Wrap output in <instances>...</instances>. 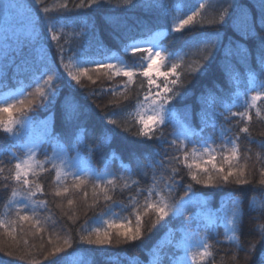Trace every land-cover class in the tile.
<instances>
[{
  "label": "trees",
  "instance_id": "obj_1",
  "mask_svg": "<svg viewBox=\"0 0 264 264\" xmlns=\"http://www.w3.org/2000/svg\"><path fill=\"white\" fill-rule=\"evenodd\" d=\"M4 2L14 3L18 7L11 12L0 10V106L5 102L13 104L21 98H25L26 101L32 100L36 106L27 111L29 119L23 127L18 124L15 126V131L20 134L19 138H9V134L0 130V168L3 169L0 171V220H3L6 225H9L12 220L17 221L16 231L11 235L4 227H0V264H50L52 257L48 259L45 257L56 245L57 237L62 241L66 235L71 234L78 241L77 232L83 234L82 228L87 227L91 230L97 226L92 223V219L105 209L106 203H111L104 200V193L100 189L104 188L105 182L113 177L117 178V185L114 189L107 186L109 189L107 194L127 207L116 206L113 207L112 212L117 218L124 217L131 220L134 226L135 217L130 214L133 209L130 198L135 196L140 204H143L147 189L152 185L153 174L155 173L156 177L163 175L164 179L171 175L172 165H168L165 169L155 165L146 167L145 165H150L151 162L144 159L145 154L152 153L154 149L158 150L161 155L155 159H164L165 163L172 155H180L183 159V153L175 152L168 144L159 148L155 142H146L143 145L134 143L142 139L134 135L142 127L135 116L137 101L143 100L149 88L147 78L140 75V69L131 68L134 76L129 83L128 77L112 76L109 79L111 72L105 74L103 68L97 71L96 64H85L83 67L89 69L92 79L89 80L87 76H83L81 84L78 85L75 81H70L67 76L68 70L60 66L59 47L61 45L66 50L73 49V51L65 52V64L72 63L71 57L76 50L82 51L93 60L104 63L115 64L116 60H108L105 57L116 56L128 66L137 64L140 62L139 57H147L146 50L125 51V45L133 42L129 38L143 42L153 33L163 31L165 27L169 34L162 36L159 41L164 48L176 53L177 56L181 55V47L185 41L195 34L218 30L220 36L219 51H216L215 59L203 73L190 74L187 66L191 64L195 67L194 61L197 57L185 46L184 51L188 52V55L183 56L185 67L181 71L184 73L182 79L188 89V95L182 100L173 102L174 107L182 115L184 109L190 112L188 122L192 130L198 134H189L188 140L184 141L188 158L178 165L183 170L181 173L183 182L181 186L174 189L171 197L173 200H180L184 196V186L191 183L193 190L197 193V199L185 205L186 210H182V215L172 219L166 218V223L161 221L155 228L151 227L155 216H145L143 218L144 236L141 241L117 245L114 239L111 246L103 249L92 245L74 244L73 248L76 251L72 252L69 249L72 257L68 259H82L85 264H137V262L150 264L152 253L159 249L162 264H171L172 260L181 258L184 252L183 240L187 234L207 236V242L212 245L210 250L213 252L210 264H234L231 259L234 252L238 256V264H245L246 251L251 243L255 241L258 247L264 246V241L259 239L258 232L252 231L253 228L259 229V225L264 224V214L259 210V205L264 203V190H261L258 184L261 178L260 169L264 167V150L257 143H249V138L257 142L264 141V95L255 102V106L250 107L253 102H249V97L256 92V89L248 90L249 76L255 74L257 80L264 79V69L257 62V40L245 34V17L252 19L259 16V0H236L237 8L228 23L216 26L206 24L203 27L196 24L194 27H186L182 33L171 32L170 9L177 6L187 11L194 5V0H136L137 7L127 9L122 6L117 7L118 0H112V3L95 11L76 10L74 5L79 4L81 0H68L69 8L73 11L67 15L79 23L77 26L70 25L58 31L59 43L51 38L52 33L48 32L46 26L42 25L37 29L39 39L32 34L27 23V14L30 8L37 7L34 0H4ZM63 2L64 0H46L50 7ZM229 2L231 0H220L223 6H227ZM144 3H151L153 7H141L140 5ZM77 11L82 12L83 15L77 17ZM204 15L211 19L212 10L208 9ZM109 19L114 22L108 23ZM196 19L199 20V17ZM81 27H83L82 33ZM22 30L25 34L20 33ZM256 31L258 35H264L259 27ZM76 33L81 35L77 36ZM229 44H231V54L225 55V46ZM53 61L61 73V78L56 82V87L60 91L46 108L40 107L41 101L36 94L37 85L32 82V76L39 75L37 69L42 70L45 64H51ZM144 66H147L146 63ZM71 70L75 71V68ZM162 70L167 69L162 68ZM152 75L157 83L161 84L164 78L156 76L155 73ZM236 77L239 79L237 80ZM44 79H47L46 75ZM171 79H175V76H170L169 80ZM68 84L71 87L66 86ZM113 88L116 89V94L111 91ZM100 89L109 91L104 95H92ZM152 91H156L155 86H152ZM237 91L241 93L238 99L234 95ZM209 93L227 104L235 103V106L231 107V112H225L227 120L224 116L213 117L209 113L208 124L205 126L201 120L203 115L201 109L204 105L200 97H207ZM66 98L74 99L75 102L89 107L92 110L90 117L85 119L81 116L78 120L75 118L71 121L66 120L64 118ZM18 107L20 105L17 104ZM24 107L27 108V103ZM118 107L124 108L123 112H117L114 117L120 127L116 128V135L112 136L111 140L101 143L100 131L107 125V118L101 119V117L105 112L117 111ZM220 111L221 109L217 106L216 112ZM231 113H238V115L232 116ZM239 113H247L251 119L248 120L246 116H241ZM10 118L23 119L15 108L0 113V123L8 124ZM39 123H42L44 128H41ZM25 126L31 128L27 130ZM245 126L248 132L241 133L239 129ZM81 127L86 131L83 135H77V129ZM107 127L114 126L107 125ZM125 128L130 130L125 131ZM201 128L203 132L200 131ZM222 129H231L227 133L231 138L237 134L240 136L238 160L240 165L246 166V178L252 181L251 184L239 186L221 184L212 188L195 184L187 176L185 163H198L201 168H211V164L205 163L208 156H201L203 153L201 145L204 141H209L210 146L216 149L214 153L216 159L213 163L217 164V167H220L223 155H231L228 151L231 145L221 148ZM173 131L174 125L169 123L161 127L156 134L160 135L162 132L164 137L171 141ZM29 132L39 136L41 139L39 141L45 149V156L47 155L45 153L51 152L53 146L61 148L69 155L77 153L93 172L108 179L104 181L90 176L80 177L79 188L75 187L77 183L75 178H65L57 184L54 169L50 168V165H44L40 172L28 175L33 185L40 184L44 189V194L37 192L33 197V200L37 202L36 205L24 199L23 196L16 197V202H13L12 189L17 188L21 191L23 189L10 178L9 169L15 171L14 166L23 155L26 136L27 134L31 136ZM98 144L99 147H97ZM166 150L167 156H165ZM133 152L140 157V166L131 155ZM245 152L247 157L244 155ZM45 156H40V162ZM224 168L227 170V165H224ZM193 171L198 169L193 168ZM133 181H139V183L133 184ZM97 184L100 187H95ZM125 184L130 187H124ZM58 188L61 191L68 188L69 191L61 197H56L54 193ZM137 189L144 191L137 195ZM160 189H164L163 183L157 186V191ZM164 194H168L166 189ZM233 196L242 201L240 204L243 214L242 226L235 233L244 248V251L239 252H236L234 244L224 239ZM69 199L73 201V204H68ZM40 201L45 202L43 206H39ZM17 202H20L19 215L32 216L33 208H36V218L41 221L40 226L43 228L40 233H36L30 222H19ZM253 203L257 205L255 211L251 210ZM22 205H27V208ZM208 213H212L213 223L211 224ZM110 218V216L104 217V219ZM86 220L89 221L87 225H85ZM127 220L118 219V222L126 223ZM49 239L53 241L52 244L48 243ZM9 251L13 254L8 255ZM58 256V264H65L64 254L61 253ZM193 264H199V261Z\"/></svg>",
  "mask_w": 264,
  "mask_h": 264
},
{
  "label": "snow or ice",
  "instance_id": "obj_2",
  "mask_svg": "<svg viewBox=\"0 0 264 264\" xmlns=\"http://www.w3.org/2000/svg\"><path fill=\"white\" fill-rule=\"evenodd\" d=\"M112 3V0H81L79 4L74 5L76 10L87 9L88 11H95L97 9L103 8L104 5ZM36 8H30L27 14V23L31 28L32 34L36 39H39V34L37 29H39L42 25L46 26L48 32L52 33V39L59 43V36L57 32L72 26H77L78 21L71 19L68 13H71L73 9L69 8L68 0H64L63 3L58 4L55 7H50L46 3V0H34ZM194 4H198V7H194L191 9V14L186 15L181 18L178 16L172 17V33H182L186 27H194L196 24H199L201 27L204 25H223L228 23L229 19H232L233 13L237 8L236 0H231L227 4V6H223L220 3V0H194ZM122 6L123 8H134L137 7L136 0H118L117 7ZM141 7L151 8L153 5L151 3H144L140 5ZM18 5L14 3H6L4 0H0V10L11 12L12 9L17 8ZM208 9L212 10V17L208 19L205 17L204 12ZM83 15L82 12L77 11L76 16L79 17ZM199 17V20L196 18ZM108 23H113L111 19L107 21ZM246 30L245 34L257 40V62L264 69V35H258L257 27H259L260 32L264 33V0H259V16L256 18L248 19L245 17ZM83 31V27H81V33ZM81 33H76L75 35L79 36ZM169 34L167 27L164 28L163 31H158L153 33L147 40L143 42H137L134 38H129L132 40V43L125 45V51L129 48L135 52L138 49H141L143 45H147V52L149 53L147 57H139V63L133 64L131 66L126 65L122 60H120L116 56H108L105 59L108 60H116V63H104L102 61L93 60L90 57H87L85 53L80 50H76L73 52V56L71 57V64L64 63V55L66 51H73V49H65L63 45L59 47V57H60V66L67 69V76L70 78V81H75L76 84H81V77L87 76L89 80L92 77L89 75V69L83 67L85 64H96L97 71L100 68L105 69V74L111 72V75L108 77L109 79L112 76H125L128 77L129 83H131L132 78L134 76V72L131 68L140 69V75L147 78V84L149 88L144 95L143 100L137 101V112L135 116L138 117V124L141 125L139 131L134 133L135 136L140 137L142 139H138L134 141V143L143 145L146 142H155L159 148H162L165 144H168L171 149H173L177 153H183V159L180 155H172L168 157L167 163H165L164 159L156 160V157L161 155L160 151L153 150L150 154H145L144 159L150 161V165L147 166H158L161 169H165L168 165H172L171 167V175L168 176L167 179H164V176L156 177L155 173L152 178V185L147 189V195L144 198V203L140 204L137 197L133 196L130 198V201L133 203V209L130 213L135 217V224L133 226L131 220H127V218L121 217L117 218L116 214L112 212L113 207L119 206L126 208L127 206L121 205L118 201L113 200V197L108 195V187L111 186L114 189L117 185V178L113 177L108 179L105 183L106 186L101 188L100 191L104 193V200L106 202L105 209L101 211L95 218L92 219V223H95L97 226L91 228L89 230L87 227L82 228V233L77 232L79 236V240H75L71 234L66 235L61 241L59 237H57L56 245L53 247L52 251L48 253L45 259L52 257L50 260V264H58L59 256L58 254H64L65 264H85L82 259L78 260H69L68 258L72 257V252H75L76 249L73 248L74 244H86L96 246L98 249H103L106 246H111L113 244V240L115 239V244H132L137 241H141L144 236V217L145 216H155V220L152 221V228H155L157 224L161 221L165 223L166 218L172 219L177 216L183 214L182 210L185 209V205L197 199V193L193 190V185L187 184L184 191V196L180 198V200H173L171 197V193L178 186L182 185L183 176L181 175L182 169L178 166L182 162H185L188 158V152L186 149V145L184 143L185 140H188V135H197L198 133L194 132L189 124L188 120L190 117V112L187 109L183 110V115L174 107L173 102L184 99L188 95V89L184 84L182 79L184 73L181 71L185 65L183 63V56L188 55V52L184 51L185 46L191 51V53L197 57L194 61L195 67L191 64L187 67L190 69V74L195 73H203L208 70L209 65L215 59L216 51H219V31L213 32H201L199 34H195L188 38L185 41L184 45L181 47V55L177 56L174 52H169L166 48L162 46L159 41L160 36H167ZM231 54V44L225 46V55ZM154 57H158L161 61L160 64L155 65L153 63ZM146 63V67L144 66ZM75 68V71L71 69ZM162 68H166L164 71ZM127 69V70H126ZM39 75L32 76V82H34L36 87V94L41 101L40 107H47L49 103L52 102L53 99L59 94V89L56 87V82L61 78V73L59 72V68L55 65V62H51V64H45L44 68L37 69ZM50 73V74H49ZM153 73L156 76L163 77V81L161 84H158L156 79L153 78ZM47 76V79H44V76ZM170 76H175V79L169 80ZM238 80L239 78L236 77ZM41 81L43 83L41 84ZM95 82V81H93ZM162 85V86H161ZM249 88L251 91L253 88L258 89L256 94L251 97L253 102L250 107L255 106V102L262 98L264 95V79L257 80L256 75L252 74L249 76L248 80ZM71 87L70 84L66 85ZM127 86V85H126ZM152 86H155L156 91H152ZM108 89H100L99 92H93V96L104 95L107 94ZM113 94H116V89H111ZM7 95V94H6ZM235 97L238 99L241 96V93L237 91ZM200 100L204 107L201 109L203 115L201 117L202 123L207 126L209 120V113L212 114L213 117L219 115L224 116L225 120H227V116H225V112H231V107L235 106L233 104H227L223 100H218V98L209 93L207 97L201 96ZM27 103V108H25V104ZM17 104L20 107L17 108ZM36 105L33 104L32 100H27L25 98H21L13 104L4 103L0 106V113L7 112L9 109L15 108L18 113L23 117V119L10 118L8 124L0 123V130L3 133L9 134V138H19V133L15 131V126L18 124L23 127L29 117L27 116V111L31 110ZM217 106L221 109L219 113L216 112ZM65 113L64 118L66 120L79 119L83 116L85 119L89 118L92 110L86 105L79 104L75 102L74 99L65 100ZM123 107H118L117 111L113 112H105L104 116L101 119L107 118V125H113L114 127L109 128L107 125L101 129L100 131V139L101 143L105 140H111L112 136L116 135V128L120 127L117 120L114 117L117 115V112H123ZM232 116L238 115V113H231ZM241 116H246L248 120L251 119L247 113H239ZM174 125V131L171 133L173 139L171 141L167 140L163 133L160 135L156 133L160 131V128L167 124ZM213 127L215 125L213 124ZM125 131H129L130 129L125 128ZM86 129L83 127L77 129V135H83ZM203 132V128L200 129ZM231 129H222L221 138L223 140V145L221 148H227L228 145H231L230 151L231 155H223V159L220 167H217V164L213 163L216 159L215 152L216 149H213L210 146L209 141H204L201 145L203 147V153L201 156L207 155L208 159L205 161L206 164H211V168H201L200 164H191L185 163V167L187 168V176L190 177L191 181L195 182V184H202L205 187H217L221 184H235L246 185L251 184L252 181L246 178L245 165L239 164V154L240 147L238 141L240 140V136L237 134L234 138H231L227 135ZM241 133H247V126L239 129ZM183 136L184 139L181 140L180 137ZM191 142V141H189ZM211 143H215V141H211ZM249 143H257L258 146L264 150V141H253L249 138ZM100 145L98 144L97 147ZM250 151V150H249ZM34 153L29 154V158L23 160L22 162H17L14 166L15 171L9 169L10 178L21 188L23 191L18 190L17 188H13L11 191V199L13 202L16 197L23 196L24 199L30 201L33 205H36V201L33 200V197L37 192L44 194V189L40 184H35L28 179L29 169L32 168V165L29 163L31 157ZM133 158L136 160L138 166H140V157L136 155L135 152L131 154ZM167 150L165 151V156H167ZM245 157H247V152L244 153ZM15 158V157H14ZM235 161V163H233ZM224 165H227V170H225ZM193 168L198 169V171H193ZM0 171H3L0 168ZM35 174V173H33ZM75 180L77 181L75 187H80V176L79 174H73ZM146 175V173H145ZM177 177H180L177 179ZM260 180L258 184L261 187V190H264V167L260 169ZM7 179V178H6ZM98 179H103L99 177ZM56 183L60 184V173L57 171V179ZM133 184H138L139 181H133ZM163 183L164 189H160L157 191V186ZM7 187V186H5ZM95 187H100L97 184ZM124 187H130V185L125 184ZM167 190V195L164 194V190ZM69 191L68 188H64L61 191L59 188L55 191L54 195L56 197H61L64 193ZM144 190L137 189V195L141 194ZM18 203L17 215L20 223L28 221L32 224V227L36 230V233H40L43 228L40 226L41 221L36 218V208H33L32 216L29 215H19L20 211V202ZM44 201L39 202V206L44 205ZM242 201L238 197H231V209L230 215L227 219L226 227H225V237L224 239L231 244L235 245L236 252L244 251L243 245L240 243L239 237L235 234L239 228L242 226V212L240 209V204ZM68 204H73L71 199L68 200ZM24 208H27V205H22ZM251 210H257V205L255 203L252 204ZM259 210L262 214H264V203L259 205ZM105 216H110V219H104ZM209 223H213L211 217L212 213H208ZM71 219V217H69ZM120 220H127L126 223L118 222ZM88 220L85 221V225L88 224ZM17 224L16 220H12L9 222L11 226L6 225L3 220H0V227H4L6 232L9 235L16 231L15 225ZM207 228V225H205ZM252 231L258 232L259 239L264 241V224L259 225V229L253 228ZM13 239L15 237L13 236ZM208 238L200 237H186L185 243L183 245L185 250V258L183 259H175L171 261V264H187L188 255L191 256V260L193 262L199 261V264H210V260L213 257V252L210 250L212 245L207 242ZM27 243V241H25ZM49 244H52L53 241L49 239ZM69 249L72 252H69ZM8 255H12L13 253L9 251ZM234 264H238V256L233 254L231 257ZM138 264V262H137ZM150 264H162L161 257L159 255V249L156 252L152 253V260ZM245 264H264V246L258 247L257 242L251 243L246 251Z\"/></svg>",
  "mask_w": 264,
  "mask_h": 264
},
{
  "label": "rangeland",
  "instance_id": "obj_3",
  "mask_svg": "<svg viewBox=\"0 0 264 264\" xmlns=\"http://www.w3.org/2000/svg\"><path fill=\"white\" fill-rule=\"evenodd\" d=\"M194 7H198V4H194L187 11L180 9L177 6L171 7V9H170L171 19L174 16H178V17L183 18L186 15H190L191 9H193ZM18 30L20 31V29H18ZM20 33L25 34L24 30H22ZM161 37L162 36H160L158 39L160 40ZM147 47H148L147 45H143V47L141 49H138V50H146ZM129 49H131V48H129ZM148 54L149 53L146 50V56ZM153 63L155 66V65L160 64L161 61L159 60L158 57H154ZM257 90L258 89H256V91ZM255 94H256V92H254V94H252L249 97V102H252L251 97ZM137 110L138 109H136L135 113L137 112ZM137 119H138V117H137ZM39 126L41 128H44L42 123H39ZM25 128L28 130L31 127L25 126ZM29 133L31 134V136H29L27 134L26 140H25V143L23 146V150H24L23 155L20 157V160H19V162H22L23 160L29 158L30 153H34V155L31 157V159L29 161V163L32 165V168L29 169V175H31L37 171L40 172L41 168L44 165H50V168L52 167L54 169V173H55L56 177H57V171H59L60 180H64L65 178H74L73 174H79L80 177L90 176V177H94L95 179L97 178V180H99L98 178L100 176H98L95 172H93L92 168L87 163H85L84 160L82 159V157L79 156L77 153H75L74 155H69L66 152H64L61 148L53 146V147H51L52 148L51 152L45 153V154H47L45 156L44 155L45 149L43 148V145H41V142L39 141V140H41V139H39V136H36L34 132H29ZM37 135H40V134L37 133ZM183 138H184L183 136L180 137V139H183ZM40 156H45V158L41 162H40ZM37 167H40V168L37 169ZM101 177L103 179H100V180L106 181L108 179V177H105V176H101ZM189 236L194 237V238H200L199 236L194 235V234H187L186 236H184V240H183L184 243H185V238L189 237ZM183 250H184V247H183ZM183 258H185V250H184L180 259H183ZM193 263L194 262L191 260V256L188 255L187 264H193Z\"/></svg>",
  "mask_w": 264,
  "mask_h": 264
}]
</instances>
